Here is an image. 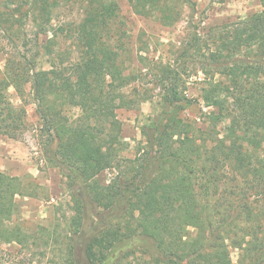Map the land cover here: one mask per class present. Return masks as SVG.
Here are the masks:
<instances>
[{"label": "trees", "instance_id": "1", "mask_svg": "<svg viewBox=\"0 0 264 264\" xmlns=\"http://www.w3.org/2000/svg\"><path fill=\"white\" fill-rule=\"evenodd\" d=\"M80 1V19L54 23L56 0H33L35 54L27 55L21 38L26 52L9 55L0 69V134L18 138L26 130L27 111L12 103L8 86L23 97L30 83L45 152L67 177L73 213L64 224L35 231L12 222L25 186L0 169V243L19 245L30 263L39 254L51 256L49 264H131L139 253L145 262L137 264H264V8L205 33L193 25L175 63L160 62L159 72L136 77L118 1ZM128 2L165 26L185 8L193 19L197 6ZM1 4L0 42L16 35V21L24 19L18 5ZM41 34H49L45 43L37 40ZM68 40L73 48L60 51ZM137 56L149 68L147 57ZM200 71L201 98L211 108L206 128L183 115L195 102L185 95L186 79ZM146 75L161 90L156 115L142 125L134 156H124L129 143L118 110L150 99L140 86ZM106 170L115 172L107 184L100 178ZM190 228L197 230L193 237ZM232 248L239 250L237 263Z\"/></svg>", "mask_w": 264, "mask_h": 264}, {"label": "rangeland", "instance_id": "2", "mask_svg": "<svg viewBox=\"0 0 264 264\" xmlns=\"http://www.w3.org/2000/svg\"><path fill=\"white\" fill-rule=\"evenodd\" d=\"M117 1L120 5V18L125 22L131 46L134 48L135 58L131 71H134L136 77H140L142 73L159 72L160 62L175 63L178 47L181 46L182 41L188 40L191 33L195 31L193 25H197V30L200 33H205L212 26L238 21L264 8L261 0H194L197 6L193 19L189 9L185 8L182 17L174 25L165 26L154 18L135 13L128 0ZM32 2L33 0H0V4L18 5L20 9L18 14L24 18L21 21H16V28L12 31L16 35L9 34L8 36L7 33L6 38L0 42V69L2 71H5L9 55L15 52H26V47L22 46L21 38L28 41L27 55L35 54V14L30 12ZM0 8L2 11H6L4 5L1 4ZM83 8L84 3L80 0H56L52 5L53 22L80 19ZM26 11V14H22ZM9 37H13L17 49L13 43L9 42ZM48 38L49 34L37 35L39 43H45ZM70 48H73V42L70 40L62 41L58 47L63 52ZM139 53L147 57L144 61L146 64L149 63L150 69L141 68L142 66L137 60ZM155 62L158 64L155 65ZM44 65L46 66V64ZM150 79L151 77L147 76L145 80L140 81V86H144L148 90L149 100L142 102L137 109L118 110V117L123 123L122 135L124 140L129 143L127 149L122 153L124 156H134L137 143L142 139V125L147 118L156 115V106L161 90L154 86ZM202 79H204L202 71L198 75L193 74L186 79L185 95L195 99V102L184 111L183 115L188 118V121L195 120L197 126L206 128L204 113L211 108L206 107L201 98L202 83L199 80ZM8 92L12 103L17 107H24L27 111V128L18 138L0 134V169L19 176L24 182V191H26L24 195H17L20 212L19 217L13 219L12 222L18 221L30 231H35L40 225L64 224L65 217L73 213L72 193L68 187L67 177L59 167L49 161L45 152L47 135L42 132L43 121L38 114V104L32 93L31 84L28 83L25 86L23 97L12 85L8 86ZM78 113L77 108H73L70 112L72 116ZM114 174L113 170L104 171L100 175L101 181L107 184ZM196 233L195 228L189 229V236L193 237ZM19 249V245L15 243H0V264H49L51 256L38 254L35 255V261L30 263L29 256L22 254ZM238 255L239 250L232 248L231 257L234 263H237ZM129 259L131 264L145 262V257L139 253Z\"/></svg>", "mask_w": 264, "mask_h": 264}]
</instances>
